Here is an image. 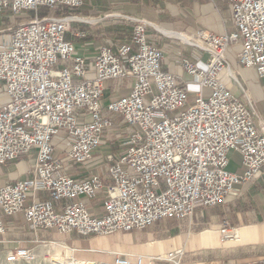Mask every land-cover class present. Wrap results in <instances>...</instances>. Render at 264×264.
Returning <instances> with one entry per match:
<instances>
[{
	"label": "built area",
	"instance_id": "2783aa9c",
	"mask_svg": "<svg viewBox=\"0 0 264 264\" xmlns=\"http://www.w3.org/2000/svg\"><path fill=\"white\" fill-rule=\"evenodd\" d=\"M225 1L232 32L182 33L187 43L208 55L204 68L182 61L185 73L198 79L197 94L187 106L186 90L176 75L162 69V51L147 39L146 19L128 17L129 41L116 51L102 45L90 70L66 37L75 17H39L37 12L41 6L78 8L83 0H0V13L35 11L33 18L12 26L0 45V168L35 153L28 172L31 178L0 185V235L6 233L3 218L20 212L33 231H75L82 236L140 230L163 219L186 220L197 206H215L234 194L235 185L254 178L264 166V120L256 123L247 90L229 70L226 50L231 43H240L238 63L264 77V0ZM59 63L63 65L57 67ZM224 72L249 102L231 93L219 77ZM124 78L133 81L129 93L103 106L105 81ZM114 114L121 116L129 131L125 152L106 155L110 182L97 175L77 181L62 173L55 138L62 133L66 157L85 163L100 146L104 131L112 127ZM232 152L241 156L242 173L228 169ZM102 188L106 196L100 217L92 216L81 201L55 209L60 200L94 199ZM40 191L46 199L36 198ZM30 195L33 200L26 205ZM219 233L222 240L236 236L226 223ZM52 244L67 250L59 255L67 264L81 261L64 243L37 240L31 248L0 251V264H40L42 246L51 247L46 259L55 264ZM182 254V249L169 252L164 260L180 264ZM113 264L132 263L116 256ZM133 264H144L142 257ZM224 264H264V256Z\"/></svg>",
	"mask_w": 264,
	"mask_h": 264
},
{
	"label": "crops",
	"instance_id": "0c3cea01",
	"mask_svg": "<svg viewBox=\"0 0 264 264\" xmlns=\"http://www.w3.org/2000/svg\"><path fill=\"white\" fill-rule=\"evenodd\" d=\"M57 11L58 16L75 17L66 37L73 42L75 54L85 58L86 67L90 70L93 57L102 45H108L116 51L120 44L129 41L132 22L128 17L149 21L147 39L162 51V69L176 75L178 82L183 85L187 92V104L194 101L198 91V79L185 73L182 61L188 59L199 68H204L208 55L176 35L185 38L182 33L197 29H207L215 34L234 30L230 8L225 0H83L78 8L59 7ZM77 33L83 35L78 36ZM234 47L236 57L240 43H231L226 52H232ZM62 65L63 63H59L57 67ZM229 70L243 84L237 75L238 69L229 64ZM224 74L228 76L226 72ZM132 83L131 78L105 81L102 105L127 95ZM244 88L248 92L249 100L253 102L250 90L246 86ZM121 92L124 94L121 95ZM239 92L242 97H238L246 101L242 92ZM260 115L264 117V112ZM255 119L258 123L257 118ZM112 120L113 125L110 128H127L120 115H112ZM128 131L127 128V137ZM109 132V129L105 130L102 138L107 137ZM112 145L102 143L92 151L87 162L74 163L66 157V150L63 151L56 144L63 166L61 172L77 181L97 175L105 183H109L106 155H116L114 152L118 151ZM32 154L34 157L28 162H24L22 156L3 164L0 173L4 175L0 174V185L31 178L32 175L28 172L35 162V153ZM228 169L238 174L243 172L238 152L230 154ZM234 189V194L227 195L215 206H197L189 219H163L144 229L114 232L105 236H82L75 231L60 234L55 229L33 231L20 212L3 218L6 233L0 235V251L20 246L31 248L37 240H44L61 242L73 248L74 256L83 264H113L116 256L127 259L132 264L136 263L139 256L144 264H171L164 257L179 249L183 250L179 258L180 264L198 261L224 264L258 260L264 256V166L253 179L235 185ZM105 196L102 188L97 191L94 199L79 196L73 200L57 201L54 206L57 211H61L65 203L81 201L92 216L100 217L103 215ZM36 198L46 199L47 194L40 191ZM32 200L30 195L25 204L29 205ZM224 223L238 233L236 240L221 239L219 230Z\"/></svg>",
	"mask_w": 264,
	"mask_h": 264
},
{
	"label": "rangeland",
	"instance_id": "374dc122",
	"mask_svg": "<svg viewBox=\"0 0 264 264\" xmlns=\"http://www.w3.org/2000/svg\"><path fill=\"white\" fill-rule=\"evenodd\" d=\"M59 7L55 8H48L45 6L38 7V15L39 17L41 16H58V10ZM35 15V11L33 10H26L22 11L21 13L17 15H12L11 12L6 9L3 12L0 13V45L6 42L9 36V31L10 28L16 24H19L21 22L27 21ZM227 54V59L232 67H236L238 69V77L243 81V84L240 82L241 86L244 88L246 86L252 96V101H250V105L253 107V109L256 112V118L257 120L263 121L264 117L260 115L261 113L264 112V77L261 78L257 75L255 68H249L245 67L237 62V58L235 57V47L230 52L229 50L226 52ZM221 81L227 86V88L231 91L236 96L242 97L240 95L239 90L241 91L240 87L237 85L236 82H234L230 77L226 76L224 73H221L219 76ZM2 82H0V98L1 96L3 97V91H2ZM244 85V86H243ZM245 89V88H244ZM246 90V89H245ZM242 92V91H241ZM121 95L124 93L121 92ZM249 102V101H246ZM190 105V103H188ZM187 104V106H188ZM261 113H260V112ZM180 109L177 110L175 113H179ZM110 132L107 133V137L102 138V143L105 145H112V147H116L118 151H115L114 153L116 156L123 154L128 146L126 136L127 134V128H123L122 126H114L113 128H109ZM64 135L60 133L54 140L55 144H57L58 148L63 149V151L67 150L68 147L66 145V142L63 140ZM101 143V144H102ZM117 152H121L118 154ZM61 153V155H63ZM31 157H34L32 153L25 155L24 156V162H28ZM2 176L4 175L2 172L0 173ZM1 176V177H2ZM56 253L54 254L55 256L52 259V262L55 264H67L64 260H62L59 255H63L64 251L61 247L52 246ZM51 248L50 246L47 247H40V264H52L51 261L46 259L47 256V249ZM52 252H54L52 250ZM51 252V253H52ZM62 257V256H61ZM172 264V263H171Z\"/></svg>",
	"mask_w": 264,
	"mask_h": 264
},
{
	"label": "bare ground",
	"instance_id": "6f19581e",
	"mask_svg": "<svg viewBox=\"0 0 264 264\" xmlns=\"http://www.w3.org/2000/svg\"><path fill=\"white\" fill-rule=\"evenodd\" d=\"M176 36H178V37H180V38H183L184 40H188V38H186V36H185V38H184L183 36H180V35H176ZM237 237H238V233L236 232V236H235V238H233V240H236ZM78 264H83V263L80 262V261H78Z\"/></svg>",
	"mask_w": 264,
	"mask_h": 264
}]
</instances>
